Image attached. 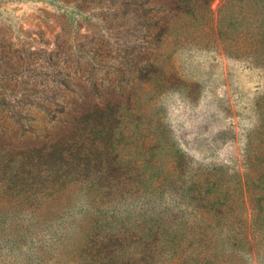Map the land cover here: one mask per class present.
Here are the masks:
<instances>
[{"label":"rangeland","instance_id":"obj_1","mask_svg":"<svg viewBox=\"0 0 264 264\" xmlns=\"http://www.w3.org/2000/svg\"><path fill=\"white\" fill-rule=\"evenodd\" d=\"M258 1L213 0L152 88L49 61L116 42L107 0H0V264H264Z\"/></svg>","mask_w":264,"mask_h":264},{"label":"trees","instance_id":"obj_2","mask_svg":"<svg viewBox=\"0 0 264 264\" xmlns=\"http://www.w3.org/2000/svg\"><path fill=\"white\" fill-rule=\"evenodd\" d=\"M107 1L109 14H103L102 18L105 24L110 23L109 29L114 33L111 38L116 42L110 45L87 48L85 45H77L67 49L57 46V49L49 55V61L54 62V66L60 72L65 73L63 64H66L67 61L70 62V58L74 57L76 63H86L92 67L90 72L92 73L95 66L103 63L107 64L108 62L115 64L118 61L117 59H120L119 61L122 63L117 67L115 64V74L123 77L126 74L136 75L138 81L152 88L158 87V79L165 74L164 68L160 66V58L164 55L163 46L167 47L172 42L180 44L182 40L189 39L191 30H199L202 26L205 13H211L209 7L213 2V0ZM76 2L78 3V0ZM258 4V0H237V5L246 8L252 16H260V13L255 9ZM85 7L88 9L90 6ZM80 9L82 10V8ZM212 21L214 28L215 23L214 20ZM256 23L251 38L252 41H256L261 45L264 42V23L258 19ZM113 55L116 57L114 58ZM66 68H68V65ZM20 75V73L16 74L17 77ZM71 75V73H68L67 77L70 78ZM23 77L21 75L19 79H23ZM4 78L6 77L4 76ZM8 78L11 80L10 76ZM32 79L29 76L28 81L24 82L25 88L28 87ZM94 85L98 84L95 83ZM0 88L10 89V92H14L1 83ZM25 88L23 90L26 91ZM2 101L6 106L10 104V102H7L6 97ZM105 101L103 100L102 103H105ZM22 116L23 114L19 112L13 114V117L23 118Z\"/></svg>","mask_w":264,"mask_h":264}]
</instances>
